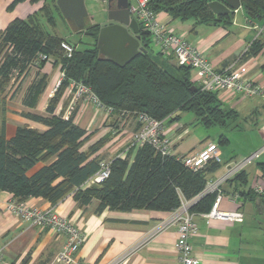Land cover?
I'll return each mask as SVG.
<instances>
[{"label": "trees", "instance_id": "16d2710c", "mask_svg": "<svg viewBox=\"0 0 264 264\" xmlns=\"http://www.w3.org/2000/svg\"><path fill=\"white\" fill-rule=\"evenodd\" d=\"M26 1L12 0L8 9L12 10ZM30 1H43L39 14L49 24L55 25L52 6L60 13L56 0ZM208 3V0H150L149 6L156 14L166 13L173 20L182 22L193 20L198 25L231 22V14L218 17ZM241 6L250 21L264 22V0H241ZM38 20L39 16L35 15L28 19L17 18L0 32V96L6 93L12 82V71L19 76H27L32 69H41L46 64L39 62L35 65L40 55L53 59L64 79L49 101L48 116L25 115L32 122L44 126L45 130L19 126L13 137L7 139L3 124L0 133V192L11 193L18 202L43 198L52 207L72 195L80 207L97 201L95 212L98 214L105 210L174 213L182 201L200 196L208 185V174L216 172L220 163L211 161L194 172L186 168L177 156H162L149 144L129 147L124 156L109 161L110 175L104 182L90 183L100 170L104 159L98 153L108 138L85 148L87 131L75 123L74 113L65 119L55 112L68 86L75 82L88 87L104 108L119 118L130 116L137 123V116L145 114L172 124L180 120V113L190 112L208 129H225L235 122L238 113L224 107L219 92L202 91L191 79L190 67L177 65L167 68L159 64L153 56L150 36L142 29L141 45L147 53H139L130 63L120 67L99 54L97 44L101 24H88L82 30L92 37L93 48L80 50L73 44L74 52L69 58L61 44L70 41L45 32ZM263 45L261 41H255L248 48L247 55H257ZM158 55L166 61H173L172 57ZM46 79L45 75L37 74L24 98L26 106H37L47 88ZM20 84L17 79L16 90ZM139 127L137 123L135 131ZM228 142V137L223 134L217 144L221 147ZM39 164L43 166L36 169ZM258 166L264 173V164L258 163ZM245 177V170H241L227 182L239 181L244 187ZM254 194L259 196L256 192ZM244 195L240 191V202ZM247 195H252V191ZM215 198L216 193L201 197L191 212L209 213Z\"/></svg>", "mask_w": 264, "mask_h": 264}, {"label": "crops", "instance_id": "0c3cea01", "mask_svg": "<svg viewBox=\"0 0 264 264\" xmlns=\"http://www.w3.org/2000/svg\"><path fill=\"white\" fill-rule=\"evenodd\" d=\"M11 2L12 0H0V32L17 18L28 19L34 15L40 17L39 11L44 5L43 1L32 3L28 0L9 10ZM48 4L52 6V3ZM102 10L107 13V8ZM230 14L232 17L229 24L219 22L211 25H198L193 20L182 22L173 20L166 13L158 14L161 22L166 23L189 44L196 46L217 70L229 66L244 70L247 79L262 87L261 95L253 98L233 94H223L224 98L220 96L225 104H229L230 109L238 113L235 121L242 118L256 128L259 140L248 151L226 154L222 147L229 146L231 139L224 134L229 142L221 146L222 155L218 161L220 168L208 174V183L222 178L241 158L264 146V45L257 55H247L248 48L255 41L264 44V22L250 21L242 6ZM89 18L91 21L90 15ZM63 38L70 41L68 37ZM151 47L153 56H156L154 59L162 64L164 59L158 55L159 49L152 45ZM38 73L46 76L47 88L37 106L29 107L23 101ZM62 77L63 73L59 67L54 66L52 60L41 69H32L18 90L13 79L6 93L0 96V133L3 124L7 139L13 137L19 126L45 130L44 126L32 122L25 115L30 113L48 116L46 110L54 95L52 90ZM191 79L193 81L196 79L194 70L191 71ZM76 91L75 86L70 83L55 115L65 117L74 108L75 123L87 131L88 142L85 148L107 137L108 142L98 155L107 161H112L120 155L124 156L127 149L133 146L132 135L137 127L135 119L130 116L126 118L109 116L106 110L97 109L85 98L76 101ZM165 124L166 135L173 145L171 151L173 156L197 155L211 143L209 140L202 141L192 136L185 125ZM260 160L243 169L246 172V186H240L239 181L222 184L224 197L220 210L222 212L239 210L244 215L242 222L208 219L203 215L207 213L195 215L197 233L190 238V243L193 256L203 264H264V173L258 166V163L264 164V154ZM42 166L39 164L36 169ZM257 187L260 188V193L256 192ZM240 191L245 195L242 196L243 201L239 203L233 200L232 196H239ZM249 191L250 194L252 191L250 196L247 195ZM253 191L263 198L255 196ZM203 196L195 199L198 201ZM12 201L18 202L11 193L0 192V249L3 250L1 264H53L66 238L50 229L33 227L23 222L8 210V204ZM23 202L43 210L55 208L82 230L86 238L76 255L77 264H176L178 260L177 227L171 225L164 230L161 229L163 224L172 219L173 213L148 210L124 213L105 210L98 214L95 212L97 201L80 207L72 195L55 207L43 198H29Z\"/></svg>", "mask_w": 264, "mask_h": 264}, {"label": "built area", "instance_id": "2783aa9c", "mask_svg": "<svg viewBox=\"0 0 264 264\" xmlns=\"http://www.w3.org/2000/svg\"><path fill=\"white\" fill-rule=\"evenodd\" d=\"M150 0H130L129 11L132 18H135L141 29L149 34L151 45L159 49L164 58L172 57L179 66H187L196 72V84L202 91H217L222 94L240 95L246 98H253L261 95L262 87L254 82H250L245 76L244 70H237L233 66L217 70L211 61L196 47L189 44L183 37L177 35L166 23L159 20L158 14L153 12L149 6ZM62 49L67 57H71L74 48L73 44L63 41ZM40 60L48 59L40 55ZM40 60L35 62L37 66ZM64 77V75H63ZM76 100L81 98L91 102L99 110H110L104 108L99 99L91 90L83 84H75ZM73 110V108H72ZM71 110V112H72ZM71 112L65 116L69 119ZM139 129L133 134L134 146L151 145L157 153L162 156L171 154L173 145L171 139L166 135V124L145 114L137 116ZM264 152V146L253 153L251 156L232 165L228 172L215 181L208 183L206 189L200 196L216 193L213 206L209 213L203 214L208 219H220L231 221H243V213L222 212L220 204L224 197L222 184L231 179L239 171L254 163L256 159ZM222 155L221 147L211 142L197 155L180 156L178 159L191 171H198L211 161H219ZM110 175V162L103 160L100 164V170L90 180L92 184L104 182ZM256 192L261 190L257 187ZM232 199L240 203L238 195L232 196ZM197 202L196 199L182 201L180 208L175 211L171 220L161 226V229L175 225L178 232L176 248L178 260L176 264H203L193 256V249L190 238L197 233V225L194 221L196 213L191 212L192 206ZM8 210L17 215L23 222L33 227H41L52 230L58 235L66 238L65 244L59 254L55 257L53 264H77L76 255L85 242V234L68 217L58 213L55 208L40 209L29 206L25 202H10ZM3 250L0 249V264L2 263Z\"/></svg>", "mask_w": 264, "mask_h": 264}, {"label": "water", "instance_id": "95a60500", "mask_svg": "<svg viewBox=\"0 0 264 264\" xmlns=\"http://www.w3.org/2000/svg\"><path fill=\"white\" fill-rule=\"evenodd\" d=\"M87 0H56L61 15L75 32L88 26ZM108 4V24L101 26L98 36L99 54L120 67L134 60L139 53H147L141 45V26L129 11L130 0H94ZM212 12L227 16L241 7V0H214L208 3ZM195 90V87L192 88Z\"/></svg>", "mask_w": 264, "mask_h": 264}, {"label": "rangeland", "instance_id": "374dc122", "mask_svg": "<svg viewBox=\"0 0 264 264\" xmlns=\"http://www.w3.org/2000/svg\"><path fill=\"white\" fill-rule=\"evenodd\" d=\"M102 8H104V9L107 8V4L104 2H98V1H93V0H87L86 1V9L88 11V14L91 17V21L89 18L88 24L97 23V24H101L103 26V25L108 23V15L105 11L102 10ZM54 9L55 8L53 7V15H54L55 25L52 23L49 24L45 18L40 16L38 23L40 24L42 29L45 32H49L51 34H57L58 36L68 37L70 39V41L72 42V44H75L78 47V49H80V50L93 48L94 41H93L92 37L87 35L88 33L86 31L74 32L70 23L65 20V18L59 13V11L57 9H55V10ZM154 58L156 59V56H154ZM52 60L53 59L48 58L46 60H40V62H46L47 63V62H50ZM162 65L164 67H167V68H169V67L174 68L177 66L174 59H173V61L163 60ZM11 78H12V80L15 79V81L17 79H19L22 82V81H24V79H26V75H20L19 76V74L12 71ZM63 79H64V77H62V80ZM27 80H29V79H27ZM27 80H26V82H27ZM62 80H60L58 83H56L55 88L52 90V92L54 94H55L56 90L58 89V87L60 86ZM73 83H75V82H72L71 84H73ZM75 84H77V83H75ZM72 86L74 87L75 85H72ZM219 96H222V98H224L222 93H219ZM228 105H229L228 103H226V104L224 103V107L226 109H230V107ZM73 111H74V108H73L72 112L70 111L71 114L73 113ZM110 113H111V111L109 112V116L112 115ZM180 116H181L180 120L174 122L172 125H175V124L185 125L187 127V129H189L191 131L192 136H196V137L200 138L202 141L209 140L211 142L217 143L220 135H222V134L228 135L231 139V144L229 146H223L222 147L226 154H231L232 152L243 153L246 150L248 151V149L253 148L258 143V140H259V138H258L259 135L257 133L258 131L256 130V128H254V126H252L250 122H247V120H244L242 118L239 121L233 122V124L231 126H229L228 128H225V129H222L220 127H213V128L208 129L197 121V119L193 113L183 112V113H180ZM181 128L182 127H180V129ZM132 141H133V135H132ZM258 150H256V151H258ZM255 152H253V153H255ZM253 153L248 154V156H244L243 158H241V160H239V162L242 161L243 159L251 156ZM263 154H264V152L261 155H263ZM261 155H260V157H261ZM260 157L258 159H256L254 161V163L261 161Z\"/></svg>", "mask_w": 264, "mask_h": 264}, {"label": "flooded vegetation", "instance_id": "af4514ba", "mask_svg": "<svg viewBox=\"0 0 264 264\" xmlns=\"http://www.w3.org/2000/svg\"><path fill=\"white\" fill-rule=\"evenodd\" d=\"M107 4V3H106ZM107 11H108V4H107ZM108 24V23H107Z\"/></svg>", "mask_w": 264, "mask_h": 264}]
</instances>
